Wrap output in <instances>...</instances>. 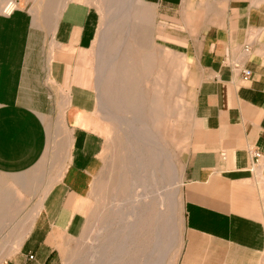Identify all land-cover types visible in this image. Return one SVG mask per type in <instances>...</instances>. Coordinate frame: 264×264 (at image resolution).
<instances>
[{
  "label": "crops",
  "instance_id": "obj_1",
  "mask_svg": "<svg viewBox=\"0 0 264 264\" xmlns=\"http://www.w3.org/2000/svg\"><path fill=\"white\" fill-rule=\"evenodd\" d=\"M6 1L0 0V173H24L55 152L62 172L35 228L3 264H55L57 240L90 189L105 143L96 131L86 55L100 15L82 0H21L6 15ZM155 3L172 26V43L196 68L191 98L200 133L183 168L185 230L176 264H264L255 181L257 171L264 175V0ZM12 191L0 184V207Z\"/></svg>",
  "mask_w": 264,
  "mask_h": 264
},
{
  "label": "rangeland",
  "instance_id": "obj_2",
  "mask_svg": "<svg viewBox=\"0 0 264 264\" xmlns=\"http://www.w3.org/2000/svg\"><path fill=\"white\" fill-rule=\"evenodd\" d=\"M82 1L100 15L94 44L86 55L96 92V122L101 127L96 131L105 143L90 189L57 240L60 255L55 264H97L98 254L103 253L112 255L108 260L118 256L117 264H176L185 230L183 168L200 133L191 98L196 77L193 59L172 43V26L158 17L156 0H133L130 20L111 0ZM149 127L158 134L157 142ZM145 141L148 145L143 146ZM141 146L142 161L134 154ZM164 146L172 158L162 150ZM58 156V152L46 154L24 173H0L1 187L13 189L11 195H3L9 199L0 207V249L6 247L10 253L0 256V264L16 252L32 212L41 202L43 208L57 188L62 172ZM125 181L133 186L130 195ZM255 181L264 211L261 171ZM84 203L86 209L81 207Z\"/></svg>",
  "mask_w": 264,
  "mask_h": 264
},
{
  "label": "bare ground",
  "instance_id": "obj_3",
  "mask_svg": "<svg viewBox=\"0 0 264 264\" xmlns=\"http://www.w3.org/2000/svg\"><path fill=\"white\" fill-rule=\"evenodd\" d=\"M111 3H112V5H118L117 6V8L119 9V10H122L123 12H122V15L123 16H125V18H127L128 20H130L131 18H132V16H131V14L133 13H131V10H132V8H133V0H111L110 1ZM109 2V3H110ZM113 3H115V4H113ZM135 4V3H134ZM116 7V6H115ZM116 8V9H117ZM108 10V9H107ZM119 14V13H118ZM124 18V19H125ZM117 21V20H116ZM111 22V21H110ZM109 23V22H108ZM130 25V24H129ZM105 37V36H104ZM131 68V67H130ZM115 70V69H114ZM129 105V104H128ZM110 117V116H109ZM113 117V116H112ZM117 121V120H116ZM151 127H149L148 128V132L150 133L149 135H151L153 138V140H154V137L156 138V142H157V140H159V136H158V134L155 132V131H153L152 129H150ZM140 134V133H139ZM135 135V134H134ZM135 137V136H134ZM141 137V136H140ZM138 137L137 136V139H139V141H140V139L142 138V140L144 141V140H146V139H144L143 137ZM136 138V137H135ZM141 140V141H142ZM129 142V141H128ZM141 145V144H140ZM144 145H148L147 143H146V141L145 142H143V146ZM162 146V145H161ZM136 148V147H135ZM139 150H140V152H139ZM138 151H135V153L134 154H136L137 155V157L140 159V161H142V157H139V154H141V152H143V149H142V146L140 147V149H139ZM162 150L165 152V154L167 155V156H169L170 158H172V154H171V152L167 149V147H162ZM154 154V153H153ZM159 158V157H158ZM132 160V159H131ZM150 160V159H149ZM139 161V162H140ZM144 162V161H143ZM152 167V166H151ZM144 170V169H143ZM174 170H176V168H174ZM149 171V170H148ZM175 172H177V171H175ZM149 173V172H148ZM61 175V174H60ZM59 175V176H60ZM132 175V174H131ZM146 175V174H145ZM61 178V177H60ZM105 181V180H104ZM100 183V182H99ZM25 184V183H24ZM23 184V185H24ZM35 184V183H34ZM107 184V183H106ZM106 184H104V185H106ZM125 185V187H126V189H127V193L130 191V192H132V190H133V186L131 187V185H130V182L129 181H125V183H124ZM32 186H35V185H32ZM49 186V185H48ZM102 186H103V184H102ZM102 186H101V188H102ZM178 186V185H177ZM104 187V186H103ZM107 187H108V185H107ZM33 188H35V187H33ZM90 188V187H89ZM136 188V187H135ZM179 189V188H178ZM34 190H37V189H34ZM99 190V189H98ZM97 190V191H98ZM103 190V189H102ZM105 190H107L106 188H105ZM117 190V189H116ZM177 190V189H176ZM101 191V190H100ZM124 191V190H123ZM104 192V191H103ZM178 192H180V191H177L176 193H178ZM122 194V193H121ZM129 194V193H128ZM124 195V194H123ZM130 195V194H129ZM179 195V194H178ZM123 197V196H122ZM136 197V196H135ZM133 198V197H132ZM135 200V199H134ZM124 200L121 198V202H123ZM131 201V200H130ZM145 202V201H144ZM42 203V202H41ZM41 203H40V205L38 206V208H37V210H34V212H32V214L30 215V220H29V223H28V227H24V233L20 236V238H18L19 239V242H18V245H17V247H16V251L17 250H20V248H21V245H22V243H23V241H24V235L26 234V232H27V234L28 233H30V232H32L33 231V229L35 228V226H36V224H37V219H38V216L40 215V213H41V209H42V205H41ZM146 203V202H145ZM130 204V203H129ZM116 206V205H115ZM123 206V205H122ZM134 206V205H133ZM139 206V205H138ZM82 208H84V209H86L87 207H86V205H85V203L81 206ZM112 208V207H111ZM103 209H105V208H103ZM91 210V209H90ZM98 210V209H97ZM96 210V211H97ZM122 210V209H121ZM99 211V210H98ZM102 211H105V210H102ZM120 211V210H119ZM100 212V211H99ZM95 213V212H94ZM98 214V213H97ZM99 215V214H98ZM125 216V215H124ZM127 221V220H126ZM129 221V220H128ZM127 221V222H128ZM130 224H132V220H131V223H129V226H127V227H129V231H130V229H132L133 228V226H130ZM122 225V224H121ZM134 225V224H133ZM136 225V224H135ZM126 227V228H127ZM132 227V228H131ZM134 227H136V226H134ZM135 231V230H134ZM134 231L132 232V234L134 233ZM130 233V232H129ZM131 234V233H130ZM130 236V235H129ZM116 238V236H114V237H112L111 239H110V237H109V241H111L112 242V240L113 239H115ZM125 238H126V236H125ZM128 238V237H127ZM130 238V237H129ZM127 240V239H126ZM120 242V241H119ZM104 244V243H103ZM6 245V244H5ZM8 245V244H7ZM106 245V244H105ZM108 246V245H107ZM103 247V246H102ZM106 247V246H105ZM104 247V248H105ZM108 247H110V246H108ZM103 248V249H104ZM1 250V249H0ZM106 250V249H105ZM156 250V249H155ZM99 251H100V249H99ZM98 251V253H100ZM104 251V250H103ZM102 251V252H103ZM113 251V250H112ZM115 251V250H114ZM116 252H118V251H116ZM8 254H10L9 253V251H8V249L5 247H3V250H1L0 251V256H8ZM107 254V253H106ZM108 254H110V253H108ZM125 254V253H124ZM101 255V254H100ZM116 255V254H115ZM177 255V254H176ZM97 256V255H96ZM108 256H110V255H104V253H103V255H101V256H99V254H98V260H97V264H117V261H115V260H117L118 259V256L116 257V258H114V259H109L108 260ZM110 257H112V255L110 256ZM94 258H95V256H94ZM121 259V258H120ZM119 261V260H118ZM96 262V261H95ZM121 262V261H120ZM122 264V263H121Z\"/></svg>",
  "mask_w": 264,
  "mask_h": 264
},
{
  "label": "built area",
  "instance_id": "obj_4",
  "mask_svg": "<svg viewBox=\"0 0 264 264\" xmlns=\"http://www.w3.org/2000/svg\"><path fill=\"white\" fill-rule=\"evenodd\" d=\"M20 1L21 0H7L3 5L2 12L6 15H11L18 8V3ZM243 75L245 77H249L251 75V71L245 70L243 71ZM255 156L258 159L260 157V153L256 152Z\"/></svg>",
  "mask_w": 264,
  "mask_h": 264
}]
</instances>
